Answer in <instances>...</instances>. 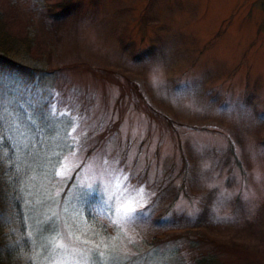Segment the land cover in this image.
I'll list each match as a JSON object with an SVG mask.
<instances>
[{
  "label": "rangeland",
  "instance_id": "1",
  "mask_svg": "<svg viewBox=\"0 0 264 264\" xmlns=\"http://www.w3.org/2000/svg\"><path fill=\"white\" fill-rule=\"evenodd\" d=\"M62 3L0 0L4 30L25 38L26 60L42 67L28 85L0 69L3 129L27 164L24 251L36 264L79 259L61 247L66 222L75 223L66 189L47 175L65 132L59 111L73 117L68 134L83 146L63 161L68 177L84 162L103 177L96 220L81 218L89 228L118 235L104 211L117 170L144 188L127 202L142 198L150 218L122 229L111 264H264V0H70L61 14ZM54 213L64 238L56 250Z\"/></svg>",
  "mask_w": 264,
  "mask_h": 264
},
{
  "label": "snow or ice",
  "instance_id": "2",
  "mask_svg": "<svg viewBox=\"0 0 264 264\" xmlns=\"http://www.w3.org/2000/svg\"><path fill=\"white\" fill-rule=\"evenodd\" d=\"M2 79L3 77L0 76V80ZM49 114L53 115L51 108ZM54 118L57 123L64 124L65 132L63 139L59 142L55 157L47 160L50 166V171L47 175L52 177L53 180L55 177H61V180L56 182V185L59 188L66 189L63 192L65 210L71 207L75 213L73 218L75 223L68 224L66 222L65 226L69 229L68 240L61 247L64 251H68L69 247L75 250V254L79 256L76 264H111L116 259V254L120 252L119 240L122 239L120 235L122 229H134L139 223L146 222L150 218L148 216V210L140 207L142 198L134 204L127 202L129 197L134 199L136 194L143 193L144 188L140 184L134 185L132 178L128 174H125L123 170H117L121 172V175L114 177L116 183L113 188V194L107 198L108 201H112V206L110 209L104 211H112L115 219L107 216L106 218L116 226L118 235L117 237L108 236L104 226H100V231L95 230V225L89 228L81 218L84 217L86 221L96 220L94 201L100 190V180L103 177L95 176L88 168L87 162L78 165L75 175L68 177L67 169L64 167L63 161L74 155L78 148L82 151L83 146L79 145V142L74 141L68 134V129L75 131V121L72 116L67 115L65 112L56 111ZM7 144L8 140L4 137L3 131V117L0 116V155H2V151ZM16 147L20 151H25V145L22 143ZM27 148H31V143L27 145ZM26 154L27 152L25 151ZM8 159L11 160L12 157L9 156ZM0 164H2V161H0ZM81 177L91 182L82 184L80 182ZM69 180L71 181L70 183ZM13 183H20V181L15 180ZM42 194L51 202V205H59L61 203L57 199L58 193L52 187H45ZM117 201H121L119 207H116ZM53 217L51 220L53 227L52 235L49 237V246L53 250H56L57 238L61 240L64 238L60 235L58 227L55 226L59 214L54 213ZM133 242L134 237L129 236L128 243L132 244ZM29 264H35V262L30 261ZM145 264H147V261H145Z\"/></svg>",
  "mask_w": 264,
  "mask_h": 264
},
{
  "label": "trees",
  "instance_id": "3",
  "mask_svg": "<svg viewBox=\"0 0 264 264\" xmlns=\"http://www.w3.org/2000/svg\"><path fill=\"white\" fill-rule=\"evenodd\" d=\"M69 2L70 0H64V3L60 4L59 13H66ZM29 49L30 47L26 44L25 38L17 39L8 35L0 20V69L11 72L23 85L30 84L33 78L40 75L42 71L39 62L37 64L33 60H26ZM132 86L130 90L134 99L145 105V98L141 94L138 85L133 83ZM152 115L151 113L148 116L151 117ZM158 115L164 116L160 113ZM165 121L168 124L171 122L168 118ZM7 135L8 133L4 131L6 139ZM13 152L14 147L11 148L8 142L2 151V155H0V161L3 159L2 164H0V207L2 209L0 211V264H29L33 260L30 258L29 252H25V249L22 248L24 247V233L21 222L23 205L21 187L19 188L21 181L24 180L27 174V164L21 157L14 158ZM9 156L12 157L11 160L8 159ZM29 167H31V164H29ZM15 180H19L20 183H13Z\"/></svg>",
  "mask_w": 264,
  "mask_h": 264
}]
</instances>
